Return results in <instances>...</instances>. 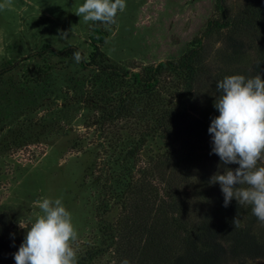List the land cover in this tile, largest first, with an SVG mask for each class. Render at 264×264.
<instances>
[{"label": "rangeland", "instance_id": "1", "mask_svg": "<svg viewBox=\"0 0 264 264\" xmlns=\"http://www.w3.org/2000/svg\"><path fill=\"white\" fill-rule=\"evenodd\" d=\"M83 2L11 0L0 10V216L17 226L22 243L26 226L41 214L36 202L62 198L78 231L77 264H120V251L130 244L121 239L126 231L115 221L121 224L129 215L127 179L138 175V166L161 160L168 149L149 136L137 157L125 162L123 154L135 138L131 124H100L98 112L75 99L82 94L76 90L84 88L76 82L86 81L91 72L73 56L43 49L73 45L87 59L91 21L76 15ZM213 5L214 0H126L114 24L99 23L106 33L99 48L120 72L175 60L203 29ZM64 32L67 38L60 36ZM216 46L212 35L205 47ZM202 176L192 171L191 186L182 185L195 200L198 191L220 186ZM107 229L111 237L103 235ZM131 245L132 252L137 244Z\"/></svg>", "mask_w": 264, "mask_h": 264}, {"label": "trees", "instance_id": "2", "mask_svg": "<svg viewBox=\"0 0 264 264\" xmlns=\"http://www.w3.org/2000/svg\"><path fill=\"white\" fill-rule=\"evenodd\" d=\"M99 23L91 22V50L80 62L81 69L91 73L86 81L76 82L84 87L76 90L82 91L76 101L96 110L100 124H131L135 138L123 154L125 162L137 157L149 136L160 138L168 149L161 160L138 166V175L128 176L124 193L129 215L121 224V219L115 221L126 231L121 239L130 244L120 251L121 261L251 264L260 260L264 264V223L252 214L250 205L232 200L224 207L220 186L198 191L196 200L182 187L191 186L192 171L203 172L205 180L218 170L223 174L224 167H238L221 165L217 155H210L208 128L219 115L214 108L218 81L231 75L259 74L264 79V0H214L212 15L179 58L135 72H120L109 63L99 48L106 39ZM212 35L217 46L206 49ZM43 49L64 56L79 50L73 45ZM234 217L239 226L233 225ZM10 221L7 215L0 216V264H15L13 254L21 244L17 226ZM111 233L107 229L103 235L111 237ZM133 242L137 246L131 252Z\"/></svg>", "mask_w": 264, "mask_h": 264}, {"label": "clouds", "instance_id": "3", "mask_svg": "<svg viewBox=\"0 0 264 264\" xmlns=\"http://www.w3.org/2000/svg\"><path fill=\"white\" fill-rule=\"evenodd\" d=\"M11 0L0 3V10ZM126 8V0H84L76 15L85 22L114 24L118 12ZM60 36L67 38L68 33ZM80 63L81 52H73ZM219 95L214 108L219 115L212 118L208 133L211 135V154L219 157L221 165H238L235 169L218 170L210 179L218 183L223 194V206L232 200L250 205L252 214L264 223V79L259 74L226 76L216 84ZM220 165H218V169ZM40 209L18 250L13 254L15 264H77L73 247L78 231L72 215L62 198H42L36 202ZM239 226L237 217L232 221ZM24 229V228H23ZM120 264H131L123 259Z\"/></svg>", "mask_w": 264, "mask_h": 264}]
</instances>
